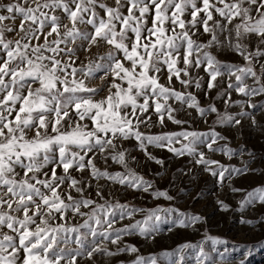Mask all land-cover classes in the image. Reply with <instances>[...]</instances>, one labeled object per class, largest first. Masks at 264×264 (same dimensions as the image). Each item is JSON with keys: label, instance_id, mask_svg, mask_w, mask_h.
<instances>
[{"label": "snow or ice", "instance_id": "1", "mask_svg": "<svg viewBox=\"0 0 264 264\" xmlns=\"http://www.w3.org/2000/svg\"><path fill=\"white\" fill-rule=\"evenodd\" d=\"M201 35L210 38L200 41ZM212 49L243 63L222 61ZM202 67L210 77L209 91L218 86V78L227 77V88L216 97L227 96L223 112L215 104L202 107L187 91L202 90L203 77L191 72ZM165 69L166 84L161 82ZM96 78L102 84L89 86ZM173 78L185 91L174 87ZM233 91L246 99L233 100ZM258 97L264 98V0H0V264H97L98 259L138 253L126 237L155 239L162 223L171 232L200 222L202 217L173 207L147 210L137 220L136 214L145 210L113 200L111 193L106 197V185L99 181L174 199L129 166L136 157L123 143L133 140L148 160L165 163L150 148L188 155L221 184L256 171L247 167L251 161L243 168L221 164L199 146L229 159L245 151L244 146H216L227 137L215 126H240L249 117L256 126L255 113L264 111V99ZM185 107L205 120L215 114L207 132L140 130L142 125L166 128V120L187 124L176 115ZM232 107L240 111H227ZM99 159L123 171L102 169ZM231 190L245 191L239 210L264 205V186ZM126 219L131 222L122 223ZM261 222L264 216L241 218L249 227ZM209 240L212 252H217L215 245L227 244L205 233L204 240L160 256H176L168 264H181L190 249L196 264H215L205 251ZM231 251L239 249L217 252L223 264ZM117 264H157V258L137 255Z\"/></svg>", "mask_w": 264, "mask_h": 264}, {"label": "rangeland", "instance_id": "2", "mask_svg": "<svg viewBox=\"0 0 264 264\" xmlns=\"http://www.w3.org/2000/svg\"><path fill=\"white\" fill-rule=\"evenodd\" d=\"M7 2V0H3ZM202 31V29H201ZM210 37L208 35H201L198 37L200 41L206 42ZM197 39V37H194ZM105 48L99 49L100 54H103ZM93 58L97 53V49H93ZM213 53L218 56V59L222 61L243 63L239 57L234 54L217 53L215 49H212ZM83 59V55L81 57ZM182 66V65H181ZM192 75L196 76L197 73L200 77H203L202 90L197 91L195 87H190L187 91L194 93L200 102L202 107H206L209 104H215V106L223 112L225 110L224 100L227 96L216 98L217 93L227 88V77L218 78L217 87L212 90H208L207 83L210 80L208 74L204 71L203 67L200 69H192ZM223 80L224 83L220 84L219 81ZM162 83H167V71L164 70V76L161 80ZM174 87L178 91H185L183 86L173 78ZM102 81L98 78L89 81V86H100ZM207 92V96L205 95ZM106 95L105 92L101 93ZM99 98V97H97ZM232 99H246L239 96L235 91L232 92ZM256 101L264 98H255ZM173 107H179L178 103H173ZM231 113L240 111L239 107H232L227 109ZM251 111V110H249ZM177 118L188 121L183 126L176 125L166 120L167 127L160 128L151 127L146 128L141 126V131L146 133H160L161 131H180L181 127L189 131L195 130L199 132H207L209 126L212 125L215 119V114L210 113L207 119L202 118L195 111V109H188L185 107L183 112L177 113ZM257 125L253 126L251 118H244L241 121L240 126L228 127V126H215V130L220 132L223 136L227 137L226 140H219L216 146L227 145L229 148L239 150L241 146H244L245 151L239 152L233 155L231 159L224 155L223 152H209L206 146H199V150L203 151L205 155L210 158L219 161L226 166H234L236 168L245 167L246 162L249 169H255L256 171H249L242 175H233L230 179H226L222 184L219 183L218 176H213L210 172L204 171L203 165L195 164L192 157L188 155L176 157L173 153L167 151L166 148L157 149L150 148L149 151L156 158L163 160L164 166L156 164L152 160H148L144 153L141 152L135 145L136 142H124L123 147L130 150L131 156L136 157V160L129 159V166L133 168L137 173L143 175L145 179L152 181L154 189L167 191L174 199L169 201L164 198H153L149 193L142 191H134L132 189H126L119 185H108L105 181H99L100 184H105L103 189L106 197L111 193V199L119 200L121 203L130 202L132 205L144 209V212L137 213L135 219L141 220L147 214V210L160 208L173 207L179 209L181 212L191 213L198 215L203 219L189 228H175L169 232V224H160V233L155 236V239L144 238L141 236L126 237L127 243L136 246L139 251L131 255L122 254L111 260H97V264H117V261L123 260L125 262L133 260L137 255L149 257L156 256L157 264H168L169 259H177L178 257H162L161 252L173 251L179 245L183 243H197L204 240L205 233L207 235L218 237L226 240L227 244L215 245L217 252L223 251L225 247L230 250L238 248L239 251H231L227 264H264V222L254 224L249 227L246 224L241 223V218L246 220H257V218L264 216V205L257 204L254 207H248L244 210H239V202L244 198L245 191L233 192L231 189L252 190L257 186H264V111L255 113ZM239 118V117H238ZM152 120L155 122L157 117L152 116ZM119 144V142H118ZM175 147L179 148L181 145L176 144ZM251 151L254 154V158L249 156L248 152ZM97 166L100 168L109 167L110 171H123L120 165L108 161L107 165L103 159L96 161ZM215 167V166H213ZM74 175H77L74 173ZM83 175L87 177L88 172H84ZM95 185V182H93ZM183 190V191H182ZM92 195L95 196V189L92 190ZM98 199V198H97ZM223 202L229 206L227 211L221 209L220 203ZM162 216H166L171 219L168 214L161 213ZM174 215V214H173ZM131 221L124 220L122 223L128 224ZM109 247H112L109 245ZM205 251L209 252L215 264H223L221 258L217 252H212L213 245L211 241H207L204 245ZM185 259L181 264H196V257L193 254V250H185ZM209 264V262H205Z\"/></svg>", "mask_w": 264, "mask_h": 264}]
</instances>
